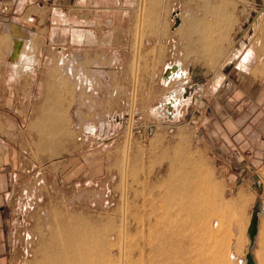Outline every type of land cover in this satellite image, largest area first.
I'll use <instances>...</instances> for the list:
<instances>
[{
  "label": "rangeland",
  "instance_id": "obj_1",
  "mask_svg": "<svg viewBox=\"0 0 264 264\" xmlns=\"http://www.w3.org/2000/svg\"><path fill=\"white\" fill-rule=\"evenodd\" d=\"M140 3L127 0L125 4L129 20L123 28L128 33L118 51L122 65L116 66L122 80L112 73L115 81L108 82V72L99 69L104 67L100 56L107 51L96 49L94 55L84 51L85 70L81 65L76 70H82L92 86L61 78L54 85L58 98L42 99L46 107L37 128L29 131L27 139L20 136L22 152L10 207L14 223L11 264H35L41 242L49 236L47 225L55 214L87 220L96 228L107 230L111 243H117L124 203L130 260L135 245L145 239L136 231L137 222L148 216L154 218L151 212H161L165 191L185 186L179 175L189 176L191 192L198 188L197 178L192 175L195 178L190 179V174L195 173H190L187 166L192 161L200 173L214 179L219 196L213 197L214 211L205 222L198 223L204 215L183 216L191 223L178 263L198 264L218 245V264H245L251 217L264 207V194L255 179L258 167L250 165L249 170L245 163H232L238 178L231 186L230 173L224 174L210 153V133L201 126L203 100L194 96L196 82L183 85L186 80L182 76L167 83L164 76L174 64H181L186 74L190 68L192 72L200 71L202 65L217 73L225 71L229 80L235 81L248 68L243 63L247 60L244 55L254 47L252 64L257 62L259 68L256 64L252 75L264 78V3L144 0L136 59ZM175 17L181 27L173 32ZM52 51L53 57H61ZM110 72L115 73L113 68ZM168 96L176 100L170 112L165 104ZM176 151L181 155L179 161L174 159ZM240 184H244L246 193H237ZM217 205L224 207L220 213L216 212ZM253 247L256 251L257 244ZM221 249L228 251L226 260L220 257ZM118 259L116 246L111 260Z\"/></svg>",
  "mask_w": 264,
  "mask_h": 264
},
{
  "label": "crops",
  "instance_id": "obj_2",
  "mask_svg": "<svg viewBox=\"0 0 264 264\" xmlns=\"http://www.w3.org/2000/svg\"><path fill=\"white\" fill-rule=\"evenodd\" d=\"M126 1L0 0V264H11L14 252L10 207L22 152L20 136L27 139L29 131L37 128L46 107L42 99L58 98L54 85L61 78L75 80L79 85H84L80 80L89 79L82 70H76L77 65L85 70L84 51L92 55L96 49L107 51L100 56L104 67L99 69L108 72V82L115 81L114 75L122 80L116 69L122 65L119 53L128 33L123 28L129 20ZM30 15L35 17V24L26 23ZM175 19L179 21L177 26ZM180 23L175 17L173 32L181 27ZM10 26L20 29L19 36L10 34ZM139 31L137 25L136 59L141 42ZM165 43L171 45L167 40ZM253 48L244 55L247 60L243 63L248 68L239 79L231 81L225 71L217 73L200 65V71L192 72L190 68L187 74L184 72L183 85L196 82L194 96L203 100L201 126L210 133V153L224 174L230 173L231 186L238 178L231 164L245 163L246 169L250 165L258 167L255 179L264 194V78L252 75L256 64L259 68L257 62L252 64ZM53 49L60 58L52 56ZM108 54L110 57H106ZM133 65L137 67V60ZM112 68L115 73L110 72ZM54 70L59 72L54 74ZM78 71L82 73L80 79ZM198 99L195 102H200ZM245 191L244 184L237 187V193Z\"/></svg>",
  "mask_w": 264,
  "mask_h": 264
},
{
  "label": "bare ground",
  "instance_id": "obj_3",
  "mask_svg": "<svg viewBox=\"0 0 264 264\" xmlns=\"http://www.w3.org/2000/svg\"><path fill=\"white\" fill-rule=\"evenodd\" d=\"M140 5V14L142 13V16L141 22L139 17V24L141 23L139 32L141 39L143 28L142 0ZM9 31L13 36H19L20 34V29L18 31L12 26L9 27ZM22 34L23 37L28 36V34ZM135 70L136 68L134 67V71ZM183 74L184 72H182L180 66L174 64L166 70L164 81L167 83L172 80L177 81ZM84 81L85 82L82 84L89 88L92 86L90 79H84ZM134 82L135 81H133V88L135 86ZM132 94H134V90H132ZM175 101L176 100H174L172 96L166 98L165 104L168 112L174 108ZM180 156L181 155L176 151L174 157L175 161L181 160ZM190 164H187L189 167V169H187L190 173H195H189L191 175L190 179L193 176L197 178L198 188L191 192V190H189V176L179 175L183 183H185L186 188L183 185L184 187H180L179 189L170 188L165 191L162 196V201L165 206L162 208L161 212H151L154 218L148 216L146 219L142 218L143 220L139 219L137 222L136 231L144 236L145 239L142 240V238V242L140 241L141 243L138 242L139 244H137V246L135 245V252L134 254L131 252L133 258L130 257V260L126 250L127 223L126 204L124 203L122 206L121 230L120 233H118L119 240L117 243H111V238L109 239L107 230L96 228L94 226L95 224L91 225L87 220L75 216L55 214L52 221L47 225L49 236L42 240V248L35 264H179L178 257L185 249L184 240L186 239V230H188L187 226L191 223L184 220L183 216L186 215V218L187 216L193 218L195 215H204V219L202 218L203 220L198 223L205 222V219L214 211L212 206L214 205L213 197L219 196L218 189L213 181L214 179L208 174L200 173L195 162L192 161V165ZM125 177L127 178V170L124 178ZM169 177L170 176H168V178ZM123 181H125V179ZM124 185L126 187V181ZM215 207L217 209L216 212L224 208L218 205ZM254 244H257V250L255 251L254 247L251 250L253 260L255 264H264V207L260 208L258 211L257 233ZM116 246L119 251V259L117 262L111 260L112 251ZM216 247H218V245L215 246L213 252L201 257L198 264H218L219 261H217V258L219 253L217 254ZM227 253V250L221 249L220 257L226 260L228 257ZM233 264H236V262Z\"/></svg>",
  "mask_w": 264,
  "mask_h": 264
},
{
  "label": "water",
  "instance_id": "obj_4",
  "mask_svg": "<svg viewBox=\"0 0 264 264\" xmlns=\"http://www.w3.org/2000/svg\"><path fill=\"white\" fill-rule=\"evenodd\" d=\"M179 24L178 19H175V25L177 26ZM259 210L255 211L252 214L251 221L248 228V239H249V245L247 249V253L245 255V264H255L253 257L251 255V250L254 246L255 242V236L257 233V213Z\"/></svg>",
  "mask_w": 264,
  "mask_h": 264
},
{
  "label": "built area",
  "instance_id": "obj_5",
  "mask_svg": "<svg viewBox=\"0 0 264 264\" xmlns=\"http://www.w3.org/2000/svg\"><path fill=\"white\" fill-rule=\"evenodd\" d=\"M262 3H264V0H260ZM27 24H35V17L33 15H30L26 17L25 19Z\"/></svg>",
  "mask_w": 264,
  "mask_h": 264
},
{
  "label": "flooded vegetation",
  "instance_id": "obj_6",
  "mask_svg": "<svg viewBox=\"0 0 264 264\" xmlns=\"http://www.w3.org/2000/svg\"><path fill=\"white\" fill-rule=\"evenodd\" d=\"M81 75H82V73L80 72V71H78V79H80L81 78ZM84 79H87V78H84ZM80 83H83V82H85L84 80L83 81H79ZM86 86V85H85ZM87 87V86H86Z\"/></svg>",
  "mask_w": 264,
  "mask_h": 264
}]
</instances>
